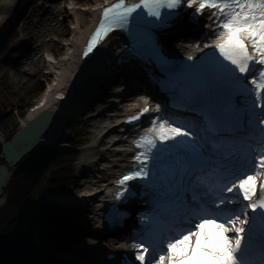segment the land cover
Listing matches in <instances>:
<instances>
[{
  "label": "snow or ice",
  "instance_id": "1",
  "mask_svg": "<svg viewBox=\"0 0 264 264\" xmlns=\"http://www.w3.org/2000/svg\"><path fill=\"white\" fill-rule=\"evenodd\" d=\"M185 7L194 18L211 10L202 34L209 52L199 66L182 69L194 68L199 78L181 97L200 116L199 131L156 117L152 134L136 142L139 167L119 179L117 199L134 195L130 181L150 189V214L141 216V233L131 237L139 264H250L246 244L256 215L264 222V181L257 183L264 170V127L253 121L257 108L264 113V0H117L103 9L85 55L115 29L128 30L158 53L155 31L172 27ZM225 93L227 108L219 102ZM250 137L258 138L259 154L242 157L238 145ZM241 198L245 210L237 212ZM261 255L264 264V246Z\"/></svg>",
  "mask_w": 264,
  "mask_h": 264
},
{
  "label": "rangeland",
  "instance_id": "2",
  "mask_svg": "<svg viewBox=\"0 0 264 264\" xmlns=\"http://www.w3.org/2000/svg\"><path fill=\"white\" fill-rule=\"evenodd\" d=\"M77 2L79 3V5L73 7L79 12L87 11L97 4L96 0H77ZM71 3V0H69L63 5H57L59 11L64 12V19L62 21L59 19V16L62 13L56 10L53 11V8L56 5H53V8H47L44 14H39L41 12V9H37L33 5L29 6L28 4H30V1L28 4L26 1L22 6V8L27 6L24 14L21 15L22 8L17 11L8 31L0 41V103H8L10 101H13L14 99L16 100V98L12 95L14 93L10 94L9 92L15 91L17 92V95L21 97V99H24L25 104L31 103L32 106L29 108H32L38 102L43 92L53 84V75L47 70L46 64V60L49 59V55H46L44 53L45 51L49 50L50 53L54 55L55 60L65 55L67 46L66 44H68V42L73 38V32H75V20L73 15L71 14L70 9ZM65 7H67V10L65 9ZM83 18L87 21L86 14L83 16ZM29 22L30 24L28 25ZM39 30H42V32L45 33V36L37 45L38 40H40L37 37ZM32 41H34L36 44ZM19 44H21L20 50H13V48L15 46H18ZM35 47L38 50L34 49ZM36 50L38 53L36 52ZM101 82L102 79L97 82V89L99 87L101 88ZM40 89H42V91L39 92ZM95 96L96 93L85 100L83 105L75 110H71V108H69L70 110L68 111L66 110L58 118L54 136L49 141L42 142L41 145L36 147V149L34 150L35 153L39 152L45 144H55V141L59 140L61 137H64L65 141L64 143L60 144V146L62 148L70 147L69 144L66 143V138L71 134L70 129L72 128L75 132H78L79 136L83 139L80 143L82 144V146L75 147V150L77 151L75 161L78 159L81 153L88 148L99 150L104 147L102 144L106 141L105 137H102L101 144L98 142V139L104 132L102 130L98 132L97 130L98 126L104 123L102 122L103 119L99 116L92 117L95 116L92 115V109H95L94 107L96 106L91 104V100ZM29 108L28 110H26L25 114L22 117L15 115V120L8 121V124L6 125L4 130L0 131L1 143L3 141H7L5 140V138L8 134L10 135L11 132H15L18 129L22 119H24L27 112L29 111ZM13 113L16 114V110H14ZM30 155L31 154H29V156ZM72 166V169L74 170V174L76 176L84 177V175H89L86 167L85 169L87 171L79 172L78 169L74 167V164H72ZM15 171L13 172L12 176L14 175ZM88 180L90 179L87 178V180H74L75 189L74 191H71L72 196L77 197V195H79L80 193H85L88 189ZM7 184L4 187L6 199L4 204L0 206V214L2 213L9 217H15L16 215H19L22 210L20 208H16L8 202L9 190H7ZM45 201L57 202L56 198L50 194L46 195ZM40 202V200H34L30 204L31 212L34 211V207ZM22 208L25 207L23 206ZM69 212H71L70 214L73 217L77 218L73 222V232L75 235L80 236L81 231L79 227L82 225V220H84V213H81L80 209L76 208H73V211ZM30 223L31 220H29L28 218H24L23 220H21L19 225L22 228H25L28 227ZM33 229H35V231H40L42 230V227L33 224ZM75 239H78V237ZM61 243L62 247L64 246L66 248L64 250L65 254H71L74 257L82 255L89 251V249H86L85 242L80 239H78L77 242L73 240L72 243ZM23 253L24 252H20L16 257V260L21 259V257L23 256L27 258H33L30 254L24 253L25 255H23ZM57 257L60 256H56V258ZM33 262L37 264L39 260L33 259Z\"/></svg>",
  "mask_w": 264,
  "mask_h": 264
},
{
  "label": "bare ground",
  "instance_id": "3",
  "mask_svg": "<svg viewBox=\"0 0 264 264\" xmlns=\"http://www.w3.org/2000/svg\"><path fill=\"white\" fill-rule=\"evenodd\" d=\"M26 1L27 0H0V41L8 31L17 11L22 8ZM96 1L98 4L105 0ZM70 9L75 20L73 38L66 44V51L63 57L55 60L49 56L50 59L46 60L47 70L53 75L54 82L43 92L38 102L26 114L28 118H32L43 110L53 112L47 130L42 136L43 142L49 141L54 136L58 118L66 110H70L69 108L75 110L81 107L85 100L95 94L97 82L117 68L113 60L114 55L120 53L123 49L121 46V39L118 36L109 35L100 42L86 62L80 63V52L86 34L90 31L95 16L97 15L99 6L96 5L84 12H79L74 7H70ZM85 14L87 16V21L83 18ZM29 24L30 22L28 25ZM38 33H42V30H39ZM20 48L21 44L15 46L13 50L18 51ZM150 111H152L151 107H149L148 112ZM98 116L102 117V122H104L97 128L98 132L101 130L104 132L101 134L98 142L101 144L102 137H105L106 141L102 145L106 146L107 149L96 150L94 148H88L83 151L72 164H74V167H76L79 172H82L83 168L86 166L93 167V161L95 159L107 156L109 159L107 164H105V169L100 170L99 176L90 178L92 181H87L89 190L86 193H80L77 197L63 195L56 198L57 202L47 201L57 208L63 209L64 206L70 205L75 206L76 209H80L82 204L90 205L91 203H95L96 208H99L103 204L104 199L99 200L102 192L97 193V188H101L102 185L95 182L100 181L102 177V181L105 180L109 176L110 170L115 171L117 168H120L121 165L122 168L125 167L124 164L126 162L122 160V156L125 154L126 148H122L123 145L120 143L122 130V125L119 124L121 120L120 112H115L114 114L106 116ZM72 167L70 176L74 180H77L79 176L74 174ZM93 171L95 172V170ZM99 201L101 202L98 203ZM235 210L237 212L241 211V205L238 204L235 206ZM98 228L99 220H96L93 229ZM90 234L92 233H89V235ZM94 238L95 236L90 235V239ZM93 245H95V242L88 240L86 249H92ZM63 259L65 261H71L72 264H77L72 256H64Z\"/></svg>",
  "mask_w": 264,
  "mask_h": 264
},
{
  "label": "trees",
  "instance_id": "4",
  "mask_svg": "<svg viewBox=\"0 0 264 264\" xmlns=\"http://www.w3.org/2000/svg\"><path fill=\"white\" fill-rule=\"evenodd\" d=\"M9 92L14 93L12 95L16 100L0 103V131L4 130L8 121L15 120V115L22 117L32 106L31 103L25 104L17 92ZM14 110L16 114L13 113ZM74 132L73 128L70 129L71 134L66 138L70 147L57 146L65 141L64 137H61L55 144H45L39 152L30 153V156L23 158L16 165V171L7 184L8 202L22 211L15 217L0 214V264H36L29 258L16 260L20 252L51 260L47 249L61 248V242L71 237V223H66L64 228L60 227L66 222L69 214L46 202L45 198L47 194H62L75 188V181L70 173L77 155L75 147H78L83 139L78 132ZM13 133L14 131L8 134L5 140H9ZM34 200L41 202L31 212L30 204ZM23 206L25 208H22ZM24 218L31 220V223L22 228L19 224ZM33 224L41 226L42 230L35 231Z\"/></svg>",
  "mask_w": 264,
  "mask_h": 264
},
{
  "label": "water",
  "instance_id": "5",
  "mask_svg": "<svg viewBox=\"0 0 264 264\" xmlns=\"http://www.w3.org/2000/svg\"><path fill=\"white\" fill-rule=\"evenodd\" d=\"M52 115L53 112L49 110H43L32 118L26 115L11 138L1 143L0 206L5 202L4 187L15 171L16 165L41 145L42 136L47 130Z\"/></svg>",
  "mask_w": 264,
  "mask_h": 264
}]
</instances>
